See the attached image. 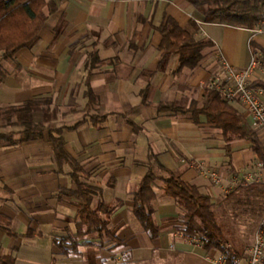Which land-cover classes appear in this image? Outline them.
<instances>
[{
  "label": "crops",
  "instance_id": "0c3cea01",
  "mask_svg": "<svg viewBox=\"0 0 264 264\" xmlns=\"http://www.w3.org/2000/svg\"><path fill=\"white\" fill-rule=\"evenodd\" d=\"M45 2L53 3L55 10L44 6L46 20L37 39L13 60L2 62L9 75L0 84V107L33 101L34 121L65 128V150L89 174L84 184L94 192L92 208L99 202L114 207L108 229L115 240L91 235L76 254H64L67 247L60 240L75 233L77 200L58 193L74 190L75 184L68 176L69 166L58 167L45 137L15 147L0 145V213L17 234L0 231V255H10L14 264H210L204 256L219 252L205 250L198 238L176 230L182 208L164 194L161 180L152 201L154 237L133 216L131 194L147 172L149 156L162 169L199 187L214 204L235 187L232 179L248 171L254 157L249 145L251 155L241 171L236 150L247 143L230 142V163L236 172L231 173L222 134L204 116L194 121L189 113L159 106L187 110L191 102L199 103L221 62L245 68L250 47L264 49V33L205 23L186 0ZM167 18L188 32L195 23L197 37L210 41L195 69L176 73L177 57L159 66L161 37L156 28ZM94 51L99 62L88 84L106 114L100 125L90 123L83 112L85 65ZM230 103L249 121L238 102ZM198 162L216 170L219 182L202 174L195 166ZM154 174L164 177L157 168ZM262 176L264 181V171Z\"/></svg>",
  "mask_w": 264,
  "mask_h": 264
},
{
  "label": "trees",
  "instance_id": "16d2710c",
  "mask_svg": "<svg viewBox=\"0 0 264 264\" xmlns=\"http://www.w3.org/2000/svg\"><path fill=\"white\" fill-rule=\"evenodd\" d=\"M186 1L201 12L205 23L249 30L257 27L263 19L264 0ZM46 5H49V12L55 10L54 4L47 3L45 0H0V84L9 75L2 62L13 60L16 52L29 48L37 39L46 20L43 12ZM192 26L193 31L188 32L181 28L174 19L167 18L156 28L161 37L158 46L161 52L159 66L171 57L178 59L176 73L182 69L193 70L199 66L203 58L202 51L211 47V43L203 37H197L199 29L195 23ZM259 51L264 56V49L260 47ZM88 58L89 60L85 65L87 103L83 112L85 115H89L88 121L90 123L100 125L104 122L106 114L104 108L98 104L97 97L88 84V76L93 72L99 60L95 51L89 52ZM252 86L264 89V79L255 80ZM34 107L33 101L16 106L0 107V145L15 147L47 137L51 143L58 167L69 166L68 176L75 184V189L59 191L58 197L62 195L74 197L77 200L75 203L77 211L74 219L75 233L68 234L60 240L61 244L67 247L64 254H76L77 248L87 244L86 240L91 235L105 236L110 240H115L108 229L109 218L114 207L99 202L95 209L92 208L94 192L84 184L89 174L65 150V141L62 135L65 128L51 129L47 125L34 121L32 119ZM170 108L173 111L189 113L194 121H197L198 116L202 115L206 118L207 123L221 132L226 144L225 155L228 158L227 164L231 168V173H236L230 163L232 154L230 142L233 139L246 142L254 155V163L259 162L264 168V144L259 138V129L252 127L250 122L242 117L240 110L224 100L214 89L206 85L200 102H191L187 110L159 106L161 110ZM91 111L95 113L90 114ZM84 121L78 122L69 130L75 129ZM14 126L20 129L6 128ZM156 168L161 170L164 177L158 178L154 174ZM157 180H161L164 194L182 208V213L178 216L179 226L176 229L178 232L189 238H198L207 251L216 250L221 254H226L229 259L242 257L244 249L234 250L230 248L219 234L213 212L215 204L211 201V197L201 191L199 187L189 184L179 176L162 169L153 156H149L147 172L139 181L137 189L131 194L132 214L145 232L153 237L157 233L152 222V201L155 199V190L158 188ZM240 189L255 191L259 189L264 196V181L237 185L223 199L230 198ZM9 225L10 219L0 213V231L9 236H17L9 229ZM0 264H14V259L10 255H0Z\"/></svg>",
  "mask_w": 264,
  "mask_h": 264
},
{
  "label": "built area",
  "instance_id": "2783aa9c",
  "mask_svg": "<svg viewBox=\"0 0 264 264\" xmlns=\"http://www.w3.org/2000/svg\"><path fill=\"white\" fill-rule=\"evenodd\" d=\"M253 35L264 33V14L262 22L252 29ZM264 76V56L255 47H250V59L245 68L237 69L222 61L219 69L209 78L207 86L217 91L224 100L238 102L249 117L252 127L264 132V89L254 87L252 83ZM199 171L208 176L213 183L219 182L216 170L208 169L204 162L195 163ZM258 171L255 176L251 170ZM252 170V171H253ZM261 163H254L253 168L241 172L232 179V185H248L262 181ZM233 189V188H232ZM204 259L210 264H264V212L256 226L251 244L244 257L229 259L226 254H206Z\"/></svg>",
  "mask_w": 264,
  "mask_h": 264
},
{
  "label": "rangeland",
  "instance_id": "374dc122",
  "mask_svg": "<svg viewBox=\"0 0 264 264\" xmlns=\"http://www.w3.org/2000/svg\"><path fill=\"white\" fill-rule=\"evenodd\" d=\"M6 128L15 130L20 129L17 126ZM259 138L264 144V132L262 130L259 131ZM232 142L236 143L237 141L233 139ZM236 153L237 155L239 154L242 162V166L238 168H240L241 171H244L247 166V161H245L247 160L246 157L248 154L251 155L248 149V144H242L239 146ZM249 163L251 164L249 169L253 168L254 157H252ZM223 198L224 196L220 198L218 204L217 201L214 200L216 203L213 207L215 223L219 229V234L225 239L226 244L234 250L244 249L242 255V257H244L247 248L252 242L256 226L264 212V196L259 189L257 191L240 189L230 198L226 200ZM13 227H17V222L13 223Z\"/></svg>",
  "mask_w": 264,
  "mask_h": 264
}]
</instances>
